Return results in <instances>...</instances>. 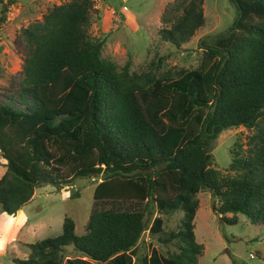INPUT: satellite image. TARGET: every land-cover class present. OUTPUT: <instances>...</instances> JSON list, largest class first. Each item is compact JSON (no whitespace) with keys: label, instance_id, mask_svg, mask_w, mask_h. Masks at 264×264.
<instances>
[{"label":"trees","instance_id":"obj_1","mask_svg":"<svg viewBox=\"0 0 264 264\" xmlns=\"http://www.w3.org/2000/svg\"><path fill=\"white\" fill-rule=\"evenodd\" d=\"M16 0H7L2 13ZM204 0H174L159 30L175 47L205 23ZM236 18L210 37L197 67L130 71L101 56L103 40L89 35L93 0L53 5L21 30L23 64L18 89L0 100V213L15 216L44 185H72L95 176L94 200L144 202L141 210H93L83 235L64 217L59 235L29 245L17 264H62L67 247L97 264H132L145 230L175 246L152 250L138 264H197L196 196L207 190L221 222L242 215L264 227V0H229ZM2 20V18L0 19ZM224 62L223 67L221 63ZM214 112L211 114V108ZM252 130L230 149L228 171L213 165L214 140L225 128ZM78 197V195H77ZM183 213L177 231L147 214ZM226 214H231L230 218Z\"/></svg>","mask_w":264,"mask_h":264},{"label":"rangeland","instance_id":"obj_2","mask_svg":"<svg viewBox=\"0 0 264 264\" xmlns=\"http://www.w3.org/2000/svg\"><path fill=\"white\" fill-rule=\"evenodd\" d=\"M7 0H0V100L7 101L10 93L18 89L23 64L24 47L21 30L30 23L41 20L53 5L68 0H16L2 13ZM95 13L91 17L89 35L103 40L101 56L122 67L130 60L131 72L147 70L152 61L161 59L158 72L191 69L198 66L202 52L210 37L225 32L236 18V11L229 0H204L205 23L186 43L175 47L161 39L159 30L163 24L160 16L174 0H93ZM243 126L223 129L214 140L213 167L221 176H235L228 171L231 161L230 149L236 140L245 143L252 134ZM6 161L0 154V177L5 172ZM100 179L91 176L76 178L72 185L57 188L44 185L34 190L31 200L15 216L0 213V264H17L14 260L26 259L29 245L59 235L64 217L75 223V233L83 235L93 210L111 209L141 210L144 202L94 200V190ZM78 195V197H77ZM198 208L194 218V235L203 250L197 256V264H264V227L255 225L238 215L236 224L221 222L213 206L219 205L216 197L207 190L197 196ZM3 215H7L5 218ZM183 213L176 211L164 215L154 208L152 216L147 214L148 227L154 217L163 221L162 235L177 231ZM25 216V217H24ZM227 218L231 214H226ZM145 230L139 240L141 254L150 256L156 250L163 256L174 253L175 246H166ZM253 254L254 257H250ZM132 264H138L132 255ZM62 264H97L83 254L67 247Z\"/></svg>","mask_w":264,"mask_h":264},{"label":"water","instance_id":"obj_3","mask_svg":"<svg viewBox=\"0 0 264 264\" xmlns=\"http://www.w3.org/2000/svg\"><path fill=\"white\" fill-rule=\"evenodd\" d=\"M223 65H224V62L221 63V67H223ZM263 109H264V106L262 107V110ZM213 112H214V106L211 108V114H213Z\"/></svg>","mask_w":264,"mask_h":264},{"label":"crops","instance_id":"obj_4","mask_svg":"<svg viewBox=\"0 0 264 264\" xmlns=\"http://www.w3.org/2000/svg\"><path fill=\"white\" fill-rule=\"evenodd\" d=\"M20 212H22V210H19ZM22 214H23V212H22ZM24 215V214H23ZM195 215H196V213H195ZM5 218H7L8 216L7 215H3ZM25 217V216H24ZM195 227V226H194ZM135 261H137V259L135 260Z\"/></svg>","mask_w":264,"mask_h":264},{"label":"built area","instance_id":"obj_5","mask_svg":"<svg viewBox=\"0 0 264 264\" xmlns=\"http://www.w3.org/2000/svg\"><path fill=\"white\" fill-rule=\"evenodd\" d=\"M250 257H251V258L254 257L253 254H250Z\"/></svg>","mask_w":264,"mask_h":264}]
</instances>
